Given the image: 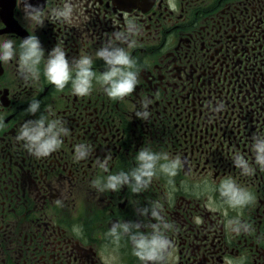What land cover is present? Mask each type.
Segmentation results:
<instances>
[{
	"label": "flooded vegetation",
	"instance_id": "af4514ba",
	"mask_svg": "<svg viewBox=\"0 0 264 264\" xmlns=\"http://www.w3.org/2000/svg\"><path fill=\"white\" fill-rule=\"evenodd\" d=\"M42 6L38 20L24 19L21 0H0V38L36 35L45 56L58 43L68 59L88 54L93 70L104 71L96 50L115 30L134 20L141 31L129 52L138 62L139 83L122 100H111L99 85L91 95H73L49 85L42 72L26 82L16 59L0 62V264H140L131 245L115 249L104 233L118 220L139 222L137 207L159 201L175 225L168 264H264V170L254 162L252 137L264 135V0H32ZM70 3L67 22L50 18ZM43 61L41 62V69ZM62 119L70 135L56 152L36 159L15 139L31 100ZM148 103L149 119L135 112ZM223 108L217 111V107ZM91 145L93 155L76 162L74 146ZM141 147L180 156L183 168L169 191L163 177L133 194L97 193L90 181L134 166ZM238 151L252 164L242 176L231 161ZM107 155V171L97 158ZM231 176L256 196L242 212L218 202L211 187ZM207 182L204 195L185 183ZM64 195L63 207L54 204ZM137 202L139 204L137 205ZM239 215L251 234L235 235L227 221ZM73 225H82L76 237Z\"/></svg>",
	"mask_w": 264,
	"mask_h": 264
},
{
	"label": "clouds",
	"instance_id": "9594fccd",
	"mask_svg": "<svg viewBox=\"0 0 264 264\" xmlns=\"http://www.w3.org/2000/svg\"><path fill=\"white\" fill-rule=\"evenodd\" d=\"M21 6L24 19L28 21L38 20L43 11L42 6L32 3V0H21ZM72 15L73 7L70 3L50 12V18L58 22H67ZM140 31V26L130 19L123 31L115 30L110 34L95 52V58L104 62L105 70L102 72L93 70L94 58L88 54L69 60L67 51L58 43L45 56L36 35L21 39L18 48L15 39L0 38V62L7 64L16 59L18 75L26 82L38 79L42 72L47 83L58 91L70 86L73 95L87 97L91 95L95 84L102 88L109 99L122 100L130 96L139 83L138 62L128 49L132 47L133 38ZM148 103L145 102L143 108L135 112L136 117L143 121H147L150 116ZM222 108L223 105H219L216 110ZM23 114L36 118L24 120L15 139L36 159L49 157L60 149L63 138L70 135V129L64 120L52 118L41 111L40 100H31ZM0 127H3L2 121ZM74 149L73 159L76 162L88 160L93 155L91 145L86 143L77 144ZM251 150L255 165L264 170V135L252 137ZM230 158L235 168L240 170V175L254 174L255 169L243 154L234 151ZM110 159L111 156L107 155L103 160L97 158L96 162L107 171ZM134 161V166L127 171L120 170L95 177L90 181L91 189L97 193H106L117 192L127 186L133 194H140L148 190L154 179L163 177L168 190L175 191V177L184 163L180 156L157 152L151 147H141L135 153ZM183 187L193 195H204L211 186L203 182L195 185L185 183ZM211 190L218 194V202L222 206L236 212H242L256 201L255 194L231 176L221 178ZM64 198L62 194L55 199L54 204L63 207ZM136 212L143 218L139 222L118 220L111 223V227L104 233L107 241L105 249L109 246L119 249L124 241L131 245V255L140 264H168L175 247L168 233L175 231V225L165 218L163 205L159 201H150L146 207H137ZM226 230L235 235L251 234L254 231L252 225L243 221L239 215L227 221ZM72 231L76 237L83 235L82 225H73ZM228 264H244V261L230 258Z\"/></svg>",
	"mask_w": 264,
	"mask_h": 264
}]
</instances>
